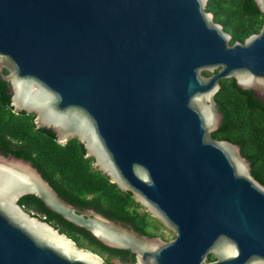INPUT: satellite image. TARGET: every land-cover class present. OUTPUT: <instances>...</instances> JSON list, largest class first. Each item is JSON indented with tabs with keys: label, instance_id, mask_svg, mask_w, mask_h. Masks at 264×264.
<instances>
[{
	"label": "water",
	"instance_id": "obj_1",
	"mask_svg": "<svg viewBox=\"0 0 264 264\" xmlns=\"http://www.w3.org/2000/svg\"><path fill=\"white\" fill-rule=\"evenodd\" d=\"M207 0H0V79L13 112L91 166L171 231H136L60 196L32 163L0 153V264H105L24 209L45 208L134 264H264V185L239 146L211 134L233 79L264 105V20L230 34ZM264 16V0H253ZM263 100V101H262Z\"/></svg>",
	"mask_w": 264,
	"mask_h": 264
},
{
	"label": "trees",
	"instance_id": "obj_2",
	"mask_svg": "<svg viewBox=\"0 0 264 264\" xmlns=\"http://www.w3.org/2000/svg\"><path fill=\"white\" fill-rule=\"evenodd\" d=\"M205 9L231 34L230 42L242 39L264 20L253 0H207ZM213 98L222 119L211 134L238 144L239 151L249 160L251 174L264 183V108L255 103L249 91L239 88L230 78L219 79ZM8 101L6 84L0 79V148L3 153L11 152L29 160L55 191L75 206H92L105 216L128 223L140 233L156 234L150 229V224L154 226L151 219H156L133 200L129 191L120 190L91 166V157L83 156V146L75 137L65 144L57 143L50 129L34 127L32 113L13 112ZM17 202L63 231L78 246L99 254L105 264H113V258L134 264L129 251L103 245L85 229L45 208L34 195H22Z\"/></svg>",
	"mask_w": 264,
	"mask_h": 264
},
{
	"label": "rangeland",
	"instance_id": "obj_3",
	"mask_svg": "<svg viewBox=\"0 0 264 264\" xmlns=\"http://www.w3.org/2000/svg\"><path fill=\"white\" fill-rule=\"evenodd\" d=\"M152 220V223H154L152 226L150 224V229L154 230L156 232V234L160 235L163 238H170L172 236V233L170 230H168L165 226H163L161 223L157 222L156 220ZM89 250V249H88ZM114 259V263L113 264H131V263H127V262H123L119 259L113 258Z\"/></svg>",
	"mask_w": 264,
	"mask_h": 264
},
{
	"label": "flooded vegetation",
	"instance_id": "obj_4",
	"mask_svg": "<svg viewBox=\"0 0 264 264\" xmlns=\"http://www.w3.org/2000/svg\"><path fill=\"white\" fill-rule=\"evenodd\" d=\"M259 26H260V24H259ZM259 26L254 30V31H251V32H256L257 30H258V28H259ZM229 33V32H228ZM250 33V32H249ZM230 34V33H229ZM247 35V34H246ZM244 37V36H243ZM243 37H242V39H243ZM230 38H231V34H230ZM242 39H240V41L242 40ZM230 40V39H229ZM238 40V39H237ZM232 42V41H231ZM244 90H247V91H249L250 93H251V96H252V91L251 90H249V89H244ZM252 98L255 100V103H258V104H260V106L261 107H263L264 108V105H262V103H261V99L258 97V96H252ZM264 100V99H263ZM262 100V101H263ZM221 123V122H220ZM219 123V124H220ZM219 126V125H218ZM217 126V127H218ZM215 130V129H214ZM219 139H225V138H219ZM228 140V139H227ZM230 141V140H229ZM232 142V141H231ZM233 143H235V142H233ZM0 153H3L2 152V149L0 148ZM251 173V172H250ZM254 177V176H253ZM255 178V177H254ZM262 178L264 179V175H262ZM256 179V178H255ZM261 183V182H260ZM263 185H264V183H262ZM27 210V209H26Z\"/></svg>",
	"mask_w": 264,
	"mask_h": 264
},
{
	"label": "built area",
	"instance_id": "obj_5",
	"mask_svg": "<svg viewBox=\"0 0 264 264\" xmlns=\"http://www.w3.org/2000/svg\"><path fill=\"white\" fill-rule=\"evenodd\" d=\"M31 213H33V211H30Z\"/></svg>",
	"mask_w": 264,
	"mask_h": 264
}]
</instances>
